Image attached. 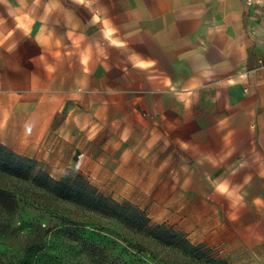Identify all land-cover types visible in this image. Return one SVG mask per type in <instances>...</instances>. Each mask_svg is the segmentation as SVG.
<instances>
[{"label": "crops", "instance_id": "obj_1", "mask_svg": "<svg viewBox=\"0 0 264 264\" xmlns=\"http://www.w3.org/2000/svg\"><path fill=\"white\" fill-rule=\"evenodd\" d=\"M0 142L264 264V0H0Z\"/></svg>", "mask_w": 264, "mask_h": 264}, {"label": "rangeland", "instance_id": "obj_2", "mask_svg": "<svg viewBox=\"0 0 264 264\" xmlns=\"http://www.w3.org/2000/svg\"><path fill=\"white\" fill-rule=\"evenodd\" d=\"M38 169L46 171L37 164L28 179L0 169V186L11 191L17 200L8 227L0 232V264H230L204 244L187 256L179 247L160 244L145 233L126 228L115 218L62 199L34 183ZM77 176L111 197L108 174L90 177L67 168L56 179L68 177L72 181ZM128 201L137 205L136 201ZM0 219L6 222L8 218L0 214Z\"/></svg>", "mask_w": 264, "mask_h": 264}, {"label": "trees", "instance_id": "obj_3", "mask_svg": "<svg viewBox=\"0 0 264 264\" xmlns=\"http://www.w3.org/2000/svg\"><path fill=\"white\" fill-rule=\"evenodd\" d=\"M0 149L4 150V154L0 155V169L13 176L28 179L35 170L37 161L12 151L1 142ZM33 181L62 199L74 201L93 212L115 218L126 228L136 233H145L160 244L179 247L187 256H192L199 249V244L191 243L182 231L164 223L151 225L148 215L137 205L128 200L119 202L103 195L81 176L72 181L68 177L55 179L48 172L38 169ZM16 208L17 200L14 194L0 186V214L8 218L6 222L0 219V232L8 227L9 217ZM136 246L141 247L140 244Z\"/></svg>", "mask_w": 264, "mask_h": 264}]
</instances>
